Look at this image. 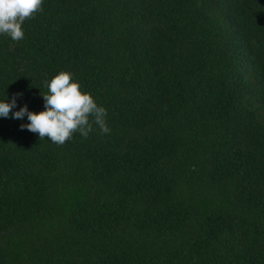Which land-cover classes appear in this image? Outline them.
<instances>
[{
  "label": "trees",
  "instance_id": "trees-1",
  "mask_svg": "<svg viewBox=\"0 0 264 264\" xmlns=\"http://www.w3.org/2000/svg\"><path fill=\"white\" fill-rule=\"evenodd\" d=\"M42 7L0 34V101L69 71L111 132L0 117V264H264V0Z\"/></svg>",
  "mask_w": 264,
  "mask_h": 264
},
{
  "label": "clouds",
  "instance_id": "clouds-1",
  "mask_svg": "<svg viewBox=\"0 0 264 264\" xmlns=\"http://www.w3.org/2000/svg\"><path fill=\"white\" fill-rule=\"evenodd\" d=\"M43 0H0V34L19 42L24 39L23 24L37 12H42ZM47 93H41L44 110L29 111L16 106V98L22 93L13 94L10 102L0 101V117L23 119L25 115L29 123L21 124V129L36 133L39 139H49L57 145H63L79 133L87 138L95 124L102 134H110L111 129L106 122L107 110L95 101L94 97L81 90L79 82L74 80L73 73L60 71L46 84Z\"/></svg>",
  "mask_w": 264,
  "mask_h": 264
}]
</instances>
